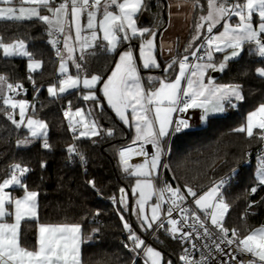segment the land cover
<instances>
[{"label": "snow or ice", "instance_id": "6c2138e0", "mask_svg": "<svg viewBox=\"0 0 264 264\" xmlns=\"http://www.w3.org/2000/svg\"><path fill=\"white\" fill-rule=\"evenodd\" d=\"M54 2L55 0H0V5H5V7H0V19L9 21L39 19L48 26L49 36H52L53 32L63 36V47L67 50L68 59H73L72 54L75 51V46L70 44L73 39L81 50L80 59H84V52L97 47L98 40L102 39L106 42V44L99 45L100 47L114 52L121 41L120 33H123L122 39L125 41L135 37L144 38L145 34H148V38L142 39L139 47L140 59L143 61L145 69L160 67L152 55L156 32L148 28H138L135 19L140 12L147 9L146 0H61V3L55 7L53 6ZM17 3L20 4L18 8L14 7ZM182 3H190L192 10H199L201 14L194 25L195 34L192 41H190L189 47L185 48L188 55H183L179 59L173 58L164 69V71H168L174 65H179L178 74L173 80L161 79L158 81V88L146 90L141 83L133 51L129 48L119 54V61L115 64L114 70L107 80L103 81V94L108 105L115 110L126 125L130 123L127 113L131 109V120L135 123L136 130L133 144L137 141L142 142L138 150L131 145L119 150L123 170L138 177L133 188V193L138 190L140 196L136 201L138 206L136 214L140 219L141 228L145 231L153 229L155 224L154 231L164 229L173 239H176L179 234L181 240H191L193 233L184 231V228L191 227L193 232H197V225L203 229L202 235L211 239L214 233L206 224V220L210 219L211 225L219 232V243L213 240L217 252L223 254L224 250L220 246L223 243L236 244L237 251L250 254L253 258L249 260L248 264H264V225L250 230L243 237H240L237 229H228L223 225V218L230 208L221 192L224 180L202 195H198L192 187L186 186V194L193 197V203L205 214L204 219H201V216L194 210L180 208L177 201H184L186 196L181 194L179 187L173 189L167 184L159 190L161 201L164 200L165 192L171 193V204L174 206L167 209V227L160 219L161 204L159 202L151 207V217L145 214V205L151 199L153 189L150 177L162 166L161 156L165 154L161 143L162 139L168 137L170 131L179 132L182 128L189 127L188 122L184 119L174 121L173 113L186 112L190 108H200L203 110L202 119H206L210 113L225 111V103L231 104L233 99L243 101V86L240 84H217L211 77H208L207 83H205L208 70L223 72L229 61L241 56L245 51V45L249 46L250 53L254 51L256 55L264 58V0H206V5H202L201 0H182ZM113 6L115 10H113ZM41 9L51 15H41ZM85 13L87 35L82 34L85 26L81 25V16ZM98 13L102 16L99 20L97 19ZM234 17L238 19L232 23ZM217 25H221L223 31L217 29ZM73 26L75 28L74 38L71 34ZM205 28L208 35L203 37V43L195 51H189L193 43L201 39V29ZM214 29L216 30L215 34ZM99 33L103 34L102 37ZM59 42L58 39L49 41L53 47H56ZM201 48H205L204 55H198ZM0 50H2L3 57L6 58L28 57L29 73L36 72L42 66V62L34 59L32 54L27 51L23 40L4 43L0 38ZM214 53H224L223 59L217 62ZM57 55L61 57L60 72L68 73L66 61L59 49H57ZM189 55L195 57L197 61H205V56L207 59L202 63L191 64ZM76 68L79 70L81 65L76 63ZM255 71L259 77L264 78V67H258ZM28 79L35 86L36 82L31 74ZM154 79L156 78L149 77V83H152ZM101 81L102 78L98 75H92L90 78L84 77L82 80L79 74L65 75L58 81V85H50L47 92L51 97H58L71 89H78L82 83L83 88L88 90L83 99L97 101L93 89ZM182 81H186V86H182ZM5 86L9 91L15 92L17 89H22L23 85L7 83V78L0 76V98L12 112H7L6 109H0V111H6L7 119L17 129L23 126L29 133V136L17 141L18 146L27 145L35 139H42V147L51 151L52 145L47 139V123L33 116H26L29 108L28 102L16 100L12 96H4ZM31 107L34 111L35 106ZM16 109H19V120L13 115ZM64 116L68 119L69 129L74 134L77 132V126L84 129L79 132L78 136L74 135V139L101 134L98 123L89 119L91 112H88L87 115L83 109H76L73 112L71 101H69V108L64 112ZM235 131L245 133L248 138H255L264 143V104H260L255 111L249 113L246 123ZM112 134L111 129L107 130V135L111 136ZM143 144H151L155 148L150 159L147 158L148 153ZM67 152L69 159L72 155H77L82 163L85 161L84 156L78 152L74 144L68 146ZM133 155H142L146 159L143 163L132 165L129 163V159ZM45 166L46 163L42 162L41 167ZM163 167H167V165H163ZM30 171L31 169L27 166L15 163L10 166L8 177L0 182V264H81V244L85 238L82 236L80 224H39L37 246L30 250L21 245V221L37 218L39 193L28 190L27 185L23 182V177ZM141 177L143 179H140ZM256 180L257 186L251 188V193H256L259 186H264V159H260L256 169ZM87 183L95 188V181L90 180ZM11 186H19L23 190V196L13 197L6 191ZM124 191L123 188L120 189L122 195L118 202L124 210H127L128 205ZM113 199L115 200V198ZM10 208L13 210L10 211ZM175 208H180L183 213L181 220L171 218ZM13 216L14 222L9 223L7 218ZM120 219L124 221L123 215L120 216ZM189 219L193 221L191 225L188 224ZM123 227L128 232L127 240L131 242V244H124L126 249L132 252L142 251L147 257L145 264H164L162 253L148 246L127 221H124ZM99 231V228L93 229V234L99 233ZM229 232H231L232 238H229ZM200 235L201 233L197 232V238ZM192 247L196 248L197 245L192 243ZM204 247L208 248L209 245L205 244ZM188 253L189 250L185 249L184 254L180 256L183 264H207L212 255L209 250L207 256L202 254L200 260L197 261L190 259ZM231 259L235 260L236 257L232 256ZM132 264H136L135 260L132 261ZM166 264H172V261L169 260ZM222 264H227V262H222ZM240 264L243 262L241 261Z\"/></svg>", "mask_w": 264, "mask_h": 264}, {"label": "trees", "instance_id": "16d2710c", "mask_svg": "<svg viewBox=\"0 0 264 264\" xmlns=\"http://www.w3.org/2000/svg\"><path fill=\"white\" fill-rule=\"evenodd\" d=\"M146 4L147 9L137 16L139 24L163 29L167 24L166 0H146ZM48 32L47 25L36 18L23 21L0 19V38L3 42L22 39L32 57L42 61L40 70L29 73L27 57L6 58L0 55V74L7 78V83L23 85L21 90L24 94L20 97L30 99L31 106H35L34 111L30 106V115L47 123V139L52 145L51 151L46 150L42 147V139H35L27 145L18 146L17 141L29 136L28 131L23 126L17 129L3 116L4 112L12 110L0 98V109H6L0 111V182L8 177L11 165L20 163L31 169L23 177L28 190L39 193L38 217L23 220L21 245L28 249L37 246L39 223L80 224L85 238L81 244L82 263L132 264L135 260L136 264H142L143 260L136 259L135 252L124 247L125 229L120 219L122 213L142 238L150 234L149 231L142 232L134 216L131 188L135 176L123 170L119 157V150L132 142V129L106 104L100 90V85L112 72L123 45L109 52L100 47L103 43L99 42L97 47L84 52V59H80V51L71 61L73 73L102 78L96 89L97 101L91 110L101 134L75 139L78 152L85 158L83 165L77 155L69 159L67 148L72 139L62 113L69 101L72 106L85 105L81 96L83 89L58 97L49 96L48 85L57 81L58 57L55 47L49 43ZM248 48V45L245 46L239 58L229 61L227 68L214 76L218 83L242 85L244 100L225 103L223 114L209 117L201 127L186 129L173 136L167 167H164L165 181L173 189L179 187L186 194L188 186L198 194L203 192L217 178L237 168L246 159L247 152L261 144L257 139L235 131L246 123L249 112L264 103V78L255 71L264 67V58L254 51L250 53ZM76 63L81 65L79 70ZM30 74L36 82L35 86L28 79ZM109 129L113 132L111 136L107 135ZM42 162L46 163L43 168ZM259 162L260 159L253 158L251 165L237 168L234 171L235 180L223 192L225 201L230 205L223 224L226 228H238L240 235L264 224V186L251 193V188L257 186L255 170ZM90 180L95 181V188L87 183ZM121 188L128 192L127 210L118 202ZM12 191L15 195L23 193L19 187H14ZM114 195L116 201H112ZM96 228L100 231L93 234ZM152 243L162 252L164 264L169 260L172 264H180L182 247L175 239L159 231L156 237L153 236Z\"/></svg>", "mask_w": 264, "mask_h": 264}, {"label": "crops", "instance_id": "0c3cea01", "mask_svg": "<svg viewBox=\"0 0 264 264\" xmlns=\"http://www.w3.org/2000/svg\"><path fill=\"white\" fill-rule=\"evenodd\" d=\"M166 2H167V5H166L167 24H166V26L163 29H161V30H159L158 28L152 29L151 27H149L147 25L142 26V25L139 24V21H138L137 17L135 18L136 19V22H137V27L138 28H148V29H152L153 31L156 32V37H155V40H154V49H153L152 55L156 59L157 63L160 65L159 68L153 67V68L145 69L143 67V61L140 59L139 47H140V44L142 43V39L148 38V34H145V37L144 38L135 37V38H133L131 40H128V41H125V40L122 39L123 33H120L119 34L121 36V41L118 43L116 49H118L120 45H123V46H122V48L120 49V51H119V53L117 55V60H116L115 64L119 61V54L121 52L126 51L129 48H131V50L133 51L134 58L136 59L137 67H138V70H139V73H140V76H141V83L143 84V86L145 87L146 90H148L149 88H158L159 87V82H158L159 80L163 79V80H166V81H171L178 74V71H179V65L178 64L174 65L173 68L172 69H169L168 71H164V69L167 68L168 64L171 63V61H172L173 58L179 59V58H182L183 55H188V53L185 52V48L186 47H189V43H190V41H192V37L195 34V27H194V25L196 23V20L198 19V16L201 14L199 10L193 11L192 8H191L190 3L189 4L182 3V0H166ZM58 4L59 3H57V0H55L53 6L55 7ZM178 4H180L181 6L178 7L177 6ZM201 4L202 5H206V0H201ZM113 10H115V7L114 6H113ZM101 18H102V16L98 13L97 19L99 20ZM237 19L238 18H235L234 17L231 22L232 23H235ZM86 23H87V16H86V13H85L84 15L81 16V25L82 26H85L84 27V31L82 33L83 35H87L88 34V30L86 28ZM47 28H48V26H47ZM217 29H219L220 31H223V28H222L221 25H217ZM48 30H49V28H48ZM66 31H67V27H66ZM205 32H206V28L205 29H201L202 36L204 35ZM214 32H216L215 29H214ZM71 34H72V36L74 38L75 37V28H74V26L71 29ZM129 34H130V32H129ZM99 35L102 37L103 34L102 33H99ZM202 36H201V38H202ZM137 38H139V39H137ZM200 40L195 41L193 43L192 47L189 49V51H195V49L199 46ZM99 42H102L103 44H106V42L103 41L102 39L101 40H98L96 43L98 44ZM70 44H73L75 46V51L72 54L73 55V59H74L75 56H76V54L78 52H80L81 50L79 48V45L78 44H75L74 39H73V41L70 42ZM245 46H247V45H245ZM61 54H63L62 55L63 57H64V54H65L67 56V58H68L67 50L64 49L63 46H62ZM223 55H224V53H214V56H215L217 62H219L220 60L223 59ZM192 58L193 57L191 55H189V60H192ZM73 59H68V61H69L70 64H71V61H73ZM206 59H207V57L205 56V61H206ZM205 61H197L196 60L194 63H197V62H201L202 63V62H205ZM194 63H191V64H194ZM114 68H115V65H114ZM114 68H113V70H114ZM57 69H58V67H57ZM218 73H219V71H212L211 69H209L208 70V73H207V76L205 77V83H207V78L208 77H211L212 79H214V76L216 74H218ZM60 75H65V74H60ZM110 75H111V73L109 74V76ZM149 77H153V78H156V79H154L152 81V83H149V81H148V78ZM107 78L105 80H107ZM60 79H62V78H60ZM145 81H147L146 82L147 85H146ZM216 83L217 84H222V83H218V82H216ZM182 86H186V81H182ZM48 87H49V85H48ZM48 87H47V89H48ZM100 90H101L102 96H103L106 104L108 105L107 99H106V97H104V94H103V82L100 85ZM233 100H235V99H233ZM71 109H72V105H71ZM255 109H257V108H255ZM112 110L116 114L115 110L114 109H112ZM14 113L17 114L16 110L14 111ZM223 113L224 112L210 113L207 116L206 119H208L211 116L221 115ZM127 114L129 116V121H130V123L127 124V126H129L132 129V142H133V140L135 139V136H136V130H135V123L131 120V109L128 110V113ZM116 116L120 119V117L117 114H116ZM17 117L19 118L18 115L16 116V118ZM37 119H39V118H37ZM206 119H205V121H206ZM157 127H158V125H157ZM47 131H48V129H47ZM255 131H257V130H255ZM167 140H168V137H164L162 139V141H161L162 147H164L163 144H166L167 145ZM137 142H140V141H137ZM145 145H147L148 147L149 146H152L151 144H145ZM124 148H122V149H124ZM154 149L155 148L153 146H152L151 150L149 148V150L151 152V155L153 154ZM143 162H139V163H136V164H140V163H143ZM132 165H135V164H132ZM153 175L150 177V179L152 181V184H153L152 196H151V199L148 200V202L145 205V208H146L145 209L146 210L145 211V214L148 215L149 217H151V209L150 208L154 204L158 203V201L154 197L155 181H154ZM137 179H138V177L135 176V180H134L133 186L131 188V193H132V196L134 198V205H133L132 210L135 209V211L138 210V206H137L136 201L140 198L139 191L138 190H137V192L133 193V188L136 185ZM140 179H143V178L141 177ZM14 187H19V186H11L10 188L6 189V191H8L13 197H16V198L22 197L23 196V193L21 195H15L13 193L12 189ZM211 187H213V186H210L209 188H207L203 192L199 193L198 195H202L205 191L209 190ZM32 191H34V190H32ZM150 202L152 203V206L151 207H149V203ZM161 208H162V206H161ZM9 210L12 211L13 209L10 208ZM227 213L225 214V216L223 218V223H224V221L226 219ZM134 216H135V218H136V220H137V222H138V224H139L140 229L142 230V232H146L143 228H141V222H140V219L138 218L137 214L136 215L134 214ZM37 217H38V198H37ZM8 222L9 223H13L14 222V216L11 217V219H8ZM22 222H23V220L21 221V224H20V232H21ZM39 224H52V223H39ZM39 224H38V226H39ZM59 224H65V223H59ZM69 225H71V224H69ZM259 226H261V225H259ZM259 226H257V227H259ZM155 228H156V225L154 224L153 225V229H149L147 231H149V233L151 234V233L154 232V229ZM255 228H253V229H255ZM157 233L158 232H156V231L154 232V237L157 236ZM139 236L142 238V235H139ZM243 236L244 235H242L241 237H243ZM37 237H38V227H37ZM150 246L153 247L154 249L160 251L158 248H156L154 246L153 243ZM80 258H81V254H80ZM143 259L146 260L147 257L145 255H143ZM81 264H84V263L81 262Z\"/></svg>", "mask_w": 264, "mask_h": 264}, {"label": "built area", "instance_id": "2783aa9c", "mask_svg": "<svg viewBox=\"0 0 264 264\" xmlns=\"http://www.w3.org/2000/svg\"><path fill=\"white\" fill-rule=\"evenodd\" d=\"M57 3H61V0H57ZM214 34H215V32H214ZM206 35H208L207 31L202 36V38L200 40V43H199V46H200L201 43H203V37L206 36ZM50 37L52 39H58L60 41L56 45L55 49H56V52H57V49H59L60 52H61L62 46H63V36L60 35L59 33L53 32V35L50 36ZM206 47L207 46L205 45V48ZM205 48H201V50L198 53V55H204ZM57 57H58V55H57ZM195 61H196L195 57H193L192 60H189V62H191V63H194ZM64 76L65 75H60V76L57 75L55 79L58 80L60 78H63ZM23 94H24V92L21 89H17L14 92V96H16V97H20ZM68 108H69V103H67V105L62 109L63 115H64V112L66 110H68ZM13 115L15 116V113H13ZM202 115H203V110L202 109H200V108H190L186 112H179V111L175 112L173 114V120L175 121V120H178V119H184V120H186L188 122L189 127L182 128L181 131H183V130L190 129V128L201 127L204 124V122H205V119H202ZM3 116L7 117L6 112L3 113ZM15 118H16V116H15ZM65 122H66V127H67V129H68V131L70 133L71 139H72L70 145L74 144L77 147L76 141L74 139V135H76V136L79 135V132H80L79 127L77 126V132L74 134L69 129V121H68V119L65 118ZM181 131H179V132H181ZM176 133H178V132L170 131V135L168 136V140H167V148L165 150V154L163 155L162 169H161V171L158 172V174L156 173V174L153 175L154 181H155V194H154V197L162 206L160 219L165 223L166 227H167V219H168L167 209L169 207H174V206L171 204V193L165 192L164 193V200L161 201L160 200L159 190L164 188V186L166 184L169 185L165 181V178H164V167H163V165L167 164V158H168V151H169V147H170V142H171L173 136ZM141 144H142V142H136L135 144H133V142H131V143L127 144L125 148H127L129 145H131L133 148L138 150L140 148ZM143 147H144L145 151L148 153V157L147 158L150 159L151 158V152L149 150V147L147 145H145V144H143ZM77 150H78V147H77ZM253 158L254 159H258V160L264 158V143H261L254 150H249L247 152L246 159L237 168L242 167L243 165H251L252 162H253ZM145 159H146L145 156L133 155L129 159V163L130 164H136V163H139V162H143ZM82 164L84 165L85 162H83ZM237 168L231 170V172H229V173H227V174H225L223 176H220L219 178H217L213 182L212 186H215L217 184H220L221 180L225 181L223 187L221 188L222 195H223V192L225 191L226 187L235 180L234 179V171H236ZM181 194H184L186 196V198H185L184 201H179V200L177 201V203L180 205V208H186V209H189V210H194V211H196V213L198 215L201 216V219H204L205 218V214L203 212H201L197 208V206L193 203V197L188 196L183 191H181ZM113 198H115V200ZM112 201H116V196L115 195L112 196ZM180 208H175V210L172 212V217L171 218H174V219H177V220H181V218L183 216V213H181ZM192 223H193V221L191 219H189L188 220V224L191 225ZM206 224L209 227V229L214 233V235H213V237L211 239H209L208 237H205V236L202 235L203 229H200L199 225L196 226L197 232L201 233L199 238H197V232H193V229L191 227H185L184 228V231L193 233V236H192L191 240H181L179 238V234L177 235V238L175 240L182 247V251L180 252V255H179V263L180 264H183V261L180 260V256L184 254V250L185 249L189 250V253H188L189 254V258L193 259V260H197V261L200 260L202 254L207 256L208 253H209V250H211L212 255L209 257V259L207 261V264H222V262H225V261L227 262V264H240L241 261L243 262V264H248L249 260L253 259L250 256V254L240 253L239 251H237L236 244L228 245L227 243H223V244L220 245L221 248L224 250L223 254L220 253V252H217L215 250V248H214L213 240H215L217 243H219V239H218L219 232H218V229H216L214 226L211 225L210 219L206 220ZM131 227L135 231V228L133 226H131ZM228 229H233V228H228ZM235 229L238 230V233L240 235L239 229L238 228H235ZM159 231H161L163 234H166V235L170 236L164 229H159ZM154 232L149 234L148 236L142 238V239L145 240V242H146V244L148 246L151 245V240H152V238L154 236ZM124 234H125V237L122 239V242L124 244L125 243L131 244V242L127 240L128 232L126 230L124 231ZM228 235H229V238H232L231 237V232H229ZM240 237H241V235H240ZM192 243H195L197 245V247L193 248L192 247ZM205 244L209 245V247L205 248L204 247ZM135 253H136V259L137 258H141L143 260L142 264H145V260L143 259L144 253L142 251H140V250H138ZM232 256H235L236 259L235 260L231 259Z\"/></svg>", "mask_w": 264, "mask_h": 264}, {"label": "rangeland", "instance_id": "374dc122", "mask_svg": "<svg viewBox=\"0 0 264 264\" xmlns=\"http://www.w3.org/2000/svg\"><path fill=\"white\" fill-rule=\"evenodd\" d=\"M25 6H27V5H25ZM0 7H5V5H0ZM14 7H16V8H18V7H20V4L19 3H17V4H15L14 5ZM41 15H50V13H48L46 10H43V9H41ZM18 40H22V39H18ZM14 41H17V40H14ZM24 41V40H23ZM13 41H11V42H4V43H12ZM25 42V41H24ZM25 45H26V48H27V44H26V42H25ZM27 51H29L28 50V48H27ZM0 55H2L3 56V54H2V50H0ZM61 55H63V54H61ZM22 57H26V56H22ZM28 58V57H27ZM64 59H65V61H66V66L68 67V73H66L65 75H73V76H75V75H77V74H75V73H73L72 71H71V66H70V63H69V61H68V58H67V56L64 54ZM36 60H38V59H36ZM40 61V60H39ZM42 62V61H41ZM60 63H61V57L59 56L58 57V69H57V74H62L61 72H60ZM41 68H42V66H41ZM40 68V69H41ZM39 69V70H40ZM0 76H2L1 74H0ZM92 75H80V77H81V80L84 78V77H88V78H90ZM60 79H58L56 82H54L53 84H57L58 85V81H59ZM52 85V84H51ZM98 85H99V83L96 85V88L95 89H93V91L96 93V97L98 98V92H97V88H98ZM50 86V85H49ZM78 89H83L82 90V94H81V96H82V98H83V96L85 95V94H87V92H88V90L87 89H84L83 88V85H82V83H81V85H80V87L78 88ZM78 89H71V90H69V92H72V91H75V90H78ZM69 92H66V93H64V94H67V93H69ZM14 92H11V91H9L7 88H6V86H5V88H4V90H3V95L4 96H12L14 99H16V100H26L27 102H28V104H29V108H28V110H27V112H26V116H28V115H30L29 114V110H30V106H31V100L30 99H27V98H25V97H15L14 96V94H13ZM64 94H62V95H64ZM85 101V100H84ZM233 101V100H232ZM86 103H85V105L84 104H80V105H77V106H72V111L73 112H75V110L76 109H83L84 110V112H85V114L87 115V113L88 112H91V116L89 117V119H91V120H95V118H94V116H92L93 114H92V108H94L93 106H94V102H96V101H91V100H89V101H85ZM97 104H98V106L100 107V102L98 101L97 102ZM256 110V109H255ZM255 110H252L251 112H253V111H255ZM16 112H17V115H18V113H19V109H16ZM224 112V111H223ZM251 112H249V113H251ZM249 113H248V115H249ZM248 115H247V117H248ZM16 116V115H15ZM19 116V115H18ZM30 116H33V115H30ZM34 117V116H33ZM34 118H36V117H34ZM17 120H19V118H16ZM37 119V118H36ZM77 119H79L78 117H77ZM207 120V119H206ZM96 121V120H95ZM79 127V126H78ZM79 130L80 131H83L84 129H82L81 127H79ZM89 137H93V136H89ZM164 145V150H166V148H167V145L166 144H163ZM154 152H155V149H154ZM153 152V153H154ZM163 164V155L161 156V165ZM257 167H258V165H257ZM257 167H256V169H257ZM161 169H162V166L161 167H159L157 170H156V172H155V174L157 173L158 174V172L159 171H161ZM132 170V169H131ZM255 175H256V170H255ZM154 194H155V192H154ZM121 195H122V193H121ZM124 195H125V198H126V203L128 204V192L125 190L124 191ZM121 197V196H120ZM152 206V203L150 202L149 203V207H151ZM146 209V208H145ZM151 209V208H150ZM137 211V210H136ZM135 211V209L133 210V213L136 215V212ZM146 211V210H145ZM121 215H123L122 213H120V216ZM123 217H124V221H127L130 225H131V222L130 221H128L126 218H125V216L123 215ZM124 221H123V224H124ZM224 225V224H223ZM262 226V225H261ZM225 227V226H224ZM260 227V226H259ZM256 228H258V227H256ZM156 232H159V230H157ZM248 233H246L245 235H247ZM244 235V236H245ZM242 236V235H241Z\"/></svg>", "mask_w": 264, "mask_h": 264}, {"label": "water", "instance_id": "95a60500", "mask_svg": "<svg viewBox=\"0 0 264 264\" xmlns=\"http://www.w3.org/2000/svg\"><path fill=\"white\" fill-rule=\"evenodd\" d=\"M17 118H18V117H17ZM149 148H150V150H151L152 146H149Z\"/></svg>", "mask_w": 264, "mask_h": 264}]
</instances>
